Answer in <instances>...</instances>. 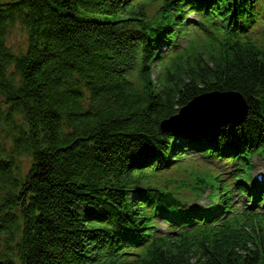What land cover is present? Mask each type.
<instances>
[{
	"label": "trees",
	"instance_id": "obj_1",
	"mask_svg": "<svg viewBox=\"0 0 264 264\" xmlns=\"http://www.w3.org/2000/svg\"><path fill=\"white\" fill-rule=\"evenodd\" d=\"M17 24L27 40L14 54ZM214 92L247 104L229 139L193 147L194 134L178 145L161 130ZM191 147L234 151L241 190L240 169L264 158V0H0V264H264V216L247 210L158 230L173 195L214 181L170 187Z\"/></svg>",
	"mask_w": 264,
	"mask_h": 264
},
{
	"label": "water",
	"instance_id": "obj_2",
	"mask_svg": "<svg viewBox=\"0 0 264 264\" xmlns=\"http://www.w3.org/2000/svg\"><path fill=\"white\" fill-rule=\"evenodd\" d=\"M246 103L238 93H210L197 96L186 106L182 107L178 114L162 123L164 129L181 128L185 124L198 127V124H218L210 128L224 126L227 123L242 122L246 111ZM182 117V120L179 118ZM185 123V124H181Z\"/></svg>",
	"mask_w": 264,
	"mask_h": 264
},
{
	"label": "rangeland",
	"instance_id": "obj_3",
	"mask_svg": "<svg viewBox=\"0 0 264 264\" xmlns=\"http://www.w3.org/2000/svg\"><path fill=\"white\" fill-rule=\"evenodd\" d=\"M26 35L21 26L18 24L10 31L8 37H7V44L9 47L13 50L14 54H19L24 52L25 44H26ZM156 77L155 73H153V78ZM237 131V130H236ZM220 136L223 135L224 137L229 138L231 136V131H216L211 133H207L205 135H198L196 139L202 138L206 141V143L210 144L212 143V136ZM209 141V142H207ZM182 142H185V140H182ZM235 147V144L232 143V148ZM24 166L28 165V160L23 158L19 160ZM18 162V161H17ZM202 204H205V201H201Z\"/></svg>",
	"mask_w": 264,
	"mask_h": 264
},
{
	"label": "bare ground",
	"instance_id": "obj_4",
	"mask_svg": "<svg viewBox=\"0 0 264 264\" xmlns=\"http://www.w3.org/2000/svg\"><path fill=\"white\" fill-rule=\"evenodd\" d=\"M179 120H182V117H180ZM169 165H170V163H167L166 165H164V168L167 167V166H169Z\"/></svg>",
	"mask_w": 264,
	"mask_h": 264
}]
</instances>
